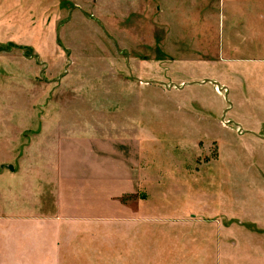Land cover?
<instances>
[{
	"label": "rangeland",
	"instance_id": "374dc122",
	"mask_svg": "<svg viewBox=\"0 0 264 264\" xmlns=\"http://www.w3.org/2000/svg\"><path fill=\"white\" fill-rule=\"evenodd\" d=\"M84 1L0 3V125L40 129L55 109L62 125L115 147L140 136L146 180L130 189L82 166L66 182L58 236L48 232L58 225L45 226L46 242L37 228L17 236L0 223V264H258L264 53L253 45L264 23L235 52L229 41L242 38L185 0L163 7L155 27L123 0H100L99 15ZM235 65L255 74L244 88Z\"/></svg>",
	"mask_w": 264,
	"mask_h": 264
},
{
	"label": "crops",
	"instance_id": "0c3cea01",
	"mask_svg": "<svg viewBox=\"0 0 264 264\" xmlns=\"http://www.w3.org/2000/svg\"><path fill=\"white\" fill-rule=\"evenodd\" d=\"M185 1L191 15L196 10L197 15L202 11L207 19H212L214 16V19L220 22L221 27L222 23H227L224 26L229 28L230 37L234 38L233 35H235V38H242L240 42L229 41L228 46L231 51L236 52L237 49L240 51L245 45L246 41L243 40L245 37L253 38L261 34L259 28L261 23H264V0ZM74 2L76 6L82 5L81 3L86 4L84 0H74ZM176 2L177 0H123L129 9L133 8L135 11L137 8L141 14H145L144 21L152 22L154 27L163 21V13L166 11L163 7H171ZM89 4L99 15L95 5L98 6L100 0H91ZM142 9L144 12L141 11ZM227 20L231 23L229 24ZM249 30L253 31L251 36L248 34ZM260 38H264L262 34ZM255 46H259V52L264 53V44L256 43L253 47ZM228 57L226 60H229ZM241 62L243 66L244 60ZM234 67L235 70L240 69L236 70L239 75L235 73L240 82L243 80L240 84L244 88L246 85L244 78L255 74L240 65ZM252 79L254 84L251 85L255 86V79ZM61 123L62 118L54 109L43 113L40 129L20 128L15 134L10 135V133L4 134L0 125V223L13 224L12 234L16 233L19 236L37 228L41 232L40 237L48 242L45 226L58 225V228L53 231L48 229L50 238L58 236L59 230L57 229L63 223L61 213L64 209V198L66 194L70 195L66 182L68 179L73 182L78 181L84 165L90 166L88 174L95 176L92 180L99 176L113 177L115 175L129 181L130 189L134 185L131 182L138 180L141 185V182L146 180L147 169L146 162L141 161L140 136L115 142L118 148L106 138H99L98 135L93 134L84 135L86 131L91 133V127L86 129L81 124H79L81 127L79 125L68 127ZM75 126H78L77 130ZM25 130L29 131V137L24 141L20 135ZM95 132L98 131L95 130ZM4 141L7 142L5 147ZM134 143L137 147H133ZM21 145L23 148L20 150ZM71 197L76 199L77 193ZM255 262L264 264V256H259Z\"/></svg>",
	"mask_w": 264,
	"mask_h": 264
}]
</instances>
